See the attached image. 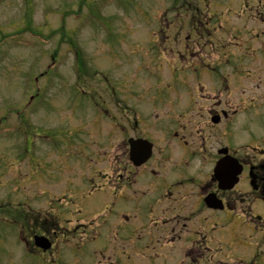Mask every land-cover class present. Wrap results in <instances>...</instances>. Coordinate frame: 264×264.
Listing matches in <instances>:
<instances>
[{
    "label": "rangeland",
    "instance_id": "1",
    "mask_svg": "<svg viewBox=\"0 0 264 264\" xmlns=\"http://www.w3.org/2000/svg\"><path fill=\"white\" fill-rule=\"evenodd\" d=\"M9 1H12V4ZM187 1L191 5L193 14L199 17L201 21L205 22L206 18H210L209 23L211 24L216 21V25L211 27L212 31L229 32L234 28L235 37L241 39L254 38L259 41L254 47H256L255 51L258 52V55L263 58L257 66L260 78L254 82H246L243 79L238 81L237 88L230 97L237 98L240 87L250 90L257 83H259L258 89L260 95H262L264 93V55L261 53L264 51V0H0V32L5 34L11 31L24 30L20 41L13 38L5 39L0 43V118L7 115L10 109L21 108L27 103L30 89L34 83V79L30 74L41 76L40 73L45 70V67H48L52 61V55L55 53L58 61L55 65L57 66L49 69L53 71L50 76L52 89L45 91L42 99H39V103L37 102V106L33 108L32 114L28 110L31 122L35 123L36 121L35 126H39L30 132L32 135L46 136L54 142H58L61 136L70 135L72 129L64 126V124L67 125V122H69V114L76 112L77 116V111L76 107L72 106L73 103H70V99L67 100V95L61 98L63 96L62 90L66 88V85L69 86L70 83H73L75 79L74 53L70 50H74L78 46L76 49L82 52L87 65L89 62L90 68L112 69L114 55L109 52V49L122 52L125 35L127 41L129 40L131 43L134 41L138 46H144L145 43L141 44L139 42L146 40L148 35L159 33L158 29L161 27L159 24L162 25L163 21L160 20L161 18L176 16L179 12L181 14L180 21L184 16H188L182 15L187 8ZM209 5H211L210 13L207 12ZM176 6L180 8L172 11ZM29 8L32 9L33 14V18L29 20V23L32 22L31 28L33 31L30 30L28 33L25 29L29 27V23L24 16L31 13ZM75 14H79V17ZM188 14H191V12ZM62 15L66 16L63 17ZM252 23L257 26L252 28L250 26ZM63 26L65 31L72 34L68 35L74 39V44L68 43V38L66 41L61 40L63 33L60 32V29ZM36 29H39L43 37H36L34 33ZM167 29L169 32L172 29V33H175L176 30L174 25L168 26ZM155 30L156 32H154ZM52 32L55 34L51 39H47ZM154 35L150 37L151 40L155 39ZM16 38H20V36H16ZM106 40L111 41L107 42ZM130 49L133 48L130 47ZM160 54V50L153 52L151 45L149 48L139 50L137 53L132 52L130 58L135 62L131 63L129 68L139 65L147 59L158 61ZM168 57H170V53L163 51L162 61ZM153 64L151 63V65ZM194 65V61L188 63V67ZM93 80L90 77L88 81ZM48 81L49 79L46 77H43L42 80L40 78L42 86ZM141 81L153 82L155 78L147 77ZM60 82H62L61 85ZM150 97L153 96L147 95V99ZM260 99H262L261 96ZM233 102L236 103V101ZM260 110L264 120V110L261 107ZM15 116H17V113L11 111L8 118L0 122V156H3L2 162L4 163L12 162V152L15 153V149L19 150L24 147L26 133L25 131L19 132L15 128L18 123L21 124V122H16ZM48 120L53 128L46 129L49 128L47 125L42 126ZM238 120L241 122L242 117H237L236 123H238ZM263 120H258L259 127ZM58 121L61 124L56 126L55 123ZM9 127H11L9 130L16 129L15 133L5 130ZM12 133L13 135H8ZM83 140L88 143L89 138L87 135H83ZM38 146L44 151L55 150L54 143H41ZM43 150L37 151L38 157L41 158ZM107 151L108 149H104V152ZM75 158V153L68 156L63 153L62 158L55 156L48 159L47 162L51 163L47 168L50 181L60 180L66 173L65 167L69 169L76 160ZM79 159L84 160L86 163H95L98 156L92 151H87ZM99 162L102 163V161ZM106 164L107 162L104 161L103 166H106ZM28 167L27 161H24L22 164L23 173L27 171ZM12 171V168L4 169L1 191L3 196L16 187V176ZM72 179L77 180L78 178L72 176ZM40 180H42V177H40ZM55 185L60 186V183L56 182ZM70 186L75 189V181L71 182ZM48 188L50 187L47 184L41 186L39 190ZM23 190L27 189L23 187ZM48 193L50 194L49 197H52L51 191H48ZM24 196L26 199L24 202L30 205L32 197H29L28 194ZM33 196H35L34 193ZM40 207L46 209V205L42 200ZM15 225V223H12V226ZM3 231H5V227H3ZM11 234L12 236L19 235V232L14 229ZM9 248L12 249V258L2 255L0 256V264L17 263L13 258L20 255L19 247L14 245Z\"/></svg>",
    "mask_w": 264,
    "mask_h": 264
},
{
    "label": "flooded vegetation",
    "instance_id": "2",
    "mask_svg": "<svg viewBox=\"0 0 264 264\" xmlns=\"http://www.w3.org/2000/svg\"><path fill=\"white\" fill-rule=\"evenodd\" d=\"M175 86L176 82L171 83L166 90L181 96L182 92ZM159 90L162 95L165 89ZM187 95L183 100L194 113L192 119H188L190 129L181 123L182 114L173 108L179 106L182 98H158L161 105L172 107L166 110L164 117L176 122V126L171 127L167 120L152 124L154 151L149 160L140 165L132 163L129 157L128 138L132 132L123 131L118 141L122 158L112 163L106 172L108 193L104 199L96 204L85 200L75 225H71L72 218L60 223L55 232L60 234L63 249L66 246L75 249V264H185L211 258L212 250L223 248L217 234L212 241V229L217 228L218 221L214 219L211 224L209 215L200 217L199 208L206 193L216 191L223 200L226 198V190L219 188L212 176L213 165L222 157L229 159L233 171L239 163L251 169L255 178L252 195L264 197V140L250 133L246 149L240 146L233 151L232 137L227 133L231 117L238 109L226 108V100L220 97L205 104L190 93ZM108 115L112 120L121 116ZM178 125L185 129H178ZM214 125L223 127L218 143L227 148L225 155L206 150V144L202 151V139ZM208 136H212L210 132ZM192 156V167L187 168ZM234 192L233 199L242 203L239 193ZM102 207L105 213L93 218L92 214ZM262 224L264 226V221ZM101 230L107 233L106 240L96 241ZM261 244L264 239L254 251L257 258L264 252V248L259 247Z\"/></svg>",
    "mask_w": 264,
    "mask_h": 264
}]
</instances>
